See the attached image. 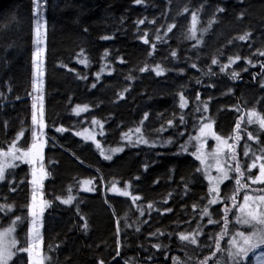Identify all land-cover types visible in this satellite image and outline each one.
Returning a JSON list of instances; mask_svg holds the SVG:
<instances>
[{"label": "trees", "instance_id": "trees-1", "mask_svg": "<svg viewBox=\"0 0 264 264\" xmlns=\"http://www.w3.org/2000/svg\"><path fill=\"white\" fill-rule=\"evenodd\" d=\"M44 1L45 264H200L206 257H212L207 264H232L227 249L238 208L228 198L237 174L224 186L225 200L209 205L192 138L205 117L228 138L239 122L240 138L228 140L245 172L242 184L250 183L244 149L255 142V150L264 148V130L247 123L252 111L264 116V0ZM34 7L35 0H0V150L21 132L25 145L32 144ZM193 12L198 22L190 39ZM246 33L249 38L240 40ZM157 65L163 74L156 75ZM181 93L186 107L180 106ZM77 106L88 110L78 112ZM94 120L103 126L99 147L72 132ZM249 132L258 142L248 139ZM84 180L92 181L93 192L82 191ZM113 184L130 195L112 191ZM245 192L255 193L242 189L238 203ZM32 196V166L9 169L0 183V206L12 207L0 209V225L21 217L17 247L29 243ZM133 196L139 199L133 202ZM69 197L72 202L63 203ZM225 204L229 234L219 241L225 251L213 257ZM205 207L210 216L202 214ZM190 232L198 233L197 244L179 239ZM10 264H28L27 254L18 253Z\"/></svg>", "mask_w": 264, "mask_h": 264}, {"label": "snow or ice", "instance_id": "snow-or-ice-1", "mask_svg": "<svg viewBox=\"0 0 264 264\" xmlns=\"http://www.w3.org/2000/svg\"><path fill=\"white\" fill-rule=\"evenodd\" d=\"M37 4H39V0H36ZM136 3H141V0H135ZM185 11H188V9H185ZM218 11H223V9H218ZM192 29H191V36L189 37L190 39L196 38L195 32H196V24L198 22V16L195 12L192 14ZM140 23H143V21H140ZM211 23V22H210ZM175 27V25H171L168 28V31H171L172 28ZM250 36L249 33H246L243 36H240V40H246ZM37 44L40 43L39 40V27L37 28ZM159 39V37H157ZM145 43H148L147 40H145ZM153 48L155 45L152 46ZM41 54V50L38 48L36 56L39 57ZM261 55H264V52L260 53ZM173 56L176 55L175 52L172 53ZM240 59L239 56H236L234 59L230 58L229 63H235ZM218 61L213 59L212 63L215 64ZM80 63H87L86 59H81ZM250 63V61H249ZM195 67V65H193ZM37 69H39V65H37ZM149 70L147 67L142 68L141 71H147ZM156 75H161L163 74L164 69H162L159 65L156 66L155 68ZM37 75H42V72H37ZM238 73H233L232 78L236 79ZM95 87V85H93ZM33 88L34 91L37 88L36 82L34 81L33 83ZM198 98V97H197ZM42 99V97H41ZM35 100V98H34ZM180 106L181 107H186L187 106V100L183 96V93L180 94ZM36 105L35 103L33 104V108H35ZM87 106H84L81 108L80 106H77V111H87ZM204 110H207V104L204 105ZM239 111V109H237ZM43 114L42 106H41V116ZM255 117V119H253ZM145 119H147V114L145 115ZM243 120V117H241ZM32 121L33 124L40 123L42 125V121L37 120V115L35 111L33 112L32 115ZM181 121H183V118L181 117ZM93 123H96V121H93ZM172 122L169 121V124ZM247 123L252 124V123H257L259 125V128L261 130H264V116L259 115L255 111H252L248 114V120ZM212 127V123H204L202 124L200 128V135L193 137L192 139H195L197 141H202L203 138L208 134L206 132L207 129H210ZM241 128L240 123L238 122L235 126V131H234V136L229 137L228 139H233V140H238L240 138L239 136V130ZM58 131H63V129H58ZM137 133L141 132L140 128H137L135 130ZM20 136L23 135L21 132L19 134ZM79 135V133H78ZM214 135V134H213ZM248 139L249 140H257L258 142V137H254L252 133H247ZM35 137V133H34ZM126 138L128 137V134H125ZM87 139H94V137L89 136L86 137ZM216 141L218 142L217 148L213 150L211 153V156L213 159L216 161L217 166V171L220 174L218 177H211L209 176V181H210V187H209V193L211 194V199H209L208 204H216L220 203L223 201V197H220L219 193V184L223 183L225 180L230 179L229 172H234L237 174L235 178V184L236 188L234 190V193L230 199L232 201V208H238L239 214L236 216V222L241 225H249L251 227V232L246 235L242 231H237L235 232L232 236L231 239L228 241L229 248L227 249L229 259L232 261V264H248L249 260V254H253V259L251 264H261V262H264V189H252V185L254 184H264V148H262L261 155L257 156L255 153H252L251 155V163L247 165V169L249 172H251L252 169L257 168L259 169V175H257L255 178H253L251 175L248 176V181L250 183H243L242 184V179L245 176V172L241 170V165L240 162L237 158V154L235 151V147L232 144H228L227 139H223L222 137L216 135L214 136ZM223 142V145L227 147V152L225 153L224 147H221L219 142ZM139 143H148L146 139H140L138 141ZM171 141H169L170 143ZM42 147V146H40ZM40 147L36 143H33L31 148H29L27 151H24L22 155H17L16 153L20 151V149H16L15 144H13L7 152H4L0 150V156L3 157H12L13 160H24L25 157H31L32 159L30 161L26 162H33L35 160H43V157L40 152ZM97 147H99V144L97 143ZM204 148V144L201 143L198 147L195 153H192L193 155L196 156V159L201 162V164L206 165L205 167L198 169V171H202L207 173L208 172V167H211L212 165H207L206 164V155L202 149ZM182 150H186L182 146ZM113 153L123 151V149H113L111 150ZM251 152L250 148H246L244 151V156H249ZM225 154L227 159L231 160L234 162V166L228 165L227 169H225L223 166H220V155ZM105 159L111 160L112 156L107 155L105 156ZM7 167H15L14 164H0V181H3L6 179L5 172L7 170ZM42 175L40 179L42 180L44 176L47 175V173H43V168H41ZM33 185H37L38 181L36 179V174L35 172L33 173ZM84 184L90 185L92 181H84ZM242 189H248L249 191H254L256 194L252 195L249 194V192H245L243 196L242 203L237 202V196L239 195L240 191ZM87 191H93L94 189L92 187H88L86 189ZM112 191L119 193L120 195L123 196H129L130 193L126 190H121L116 187L115 184L112 185ZM73 197H69L68 199L63 200V203L69 204L72 202ZM139 197L133 196L132 200L135 202ZM33 204L30 205L31 208V215L33 217L32 220V238L28 245L26 247H17L19 244V241H17L15 238H10L11 234L15 231V224L16 222L21 220V217H16V220L12 222V224L9 226V228L5 229L3 232H0V264H10V261L14 256H16L18 253H25L27 254V260L28 264H45L46 261L50 260V257L42 255V252L40 251L41 248V243H42V237L40 233V226L38 225V218L42 215L43 208H40L39 211L36 210V194L35 191L33 192L32 196ZM47 203V202H45ZM11 205L7 206H0V209L3 208H8L9 210L11 209ZM149 208L152 207V205H148ZM195 207V206H193ZM170 211V209H169ZM230 211V208L228 207L227 204H225L224 207V216H223V229L218 235V239L215 244L216 251L212 253V256H216L217 252L225 251L220 247L219 241L224 238V236H227L229 234L228 230V218H227V213ZM202 214L204 216H210L211 213L208 211V208L205 207L203 209ZM208 223H220V221H214L212 219H209ZM87 227V225H85ZM197 235L198 233L196 232H190V233H180L179 234V239L181 241H188L191 244H197ZM156 247H159V245H156ZM212 257H206L204 261H201L200 264H207V261L211 259ZM100 264H103V261L100 262ZM219 264V261L217 262Z\"/></svg>", "mask_w": 264, "mask_h": 264}, {"label": "rangeland", "instance_id": "rangeland-1", "mask_svg": "<svg viewBox=\"0 0 264 264\" xmlns=\"http://www.w3.org/2000/svg\"><path fill=\"white\" fill-rule=\"evenodd\" d=\"M46 11L47 10H46L45 1L44 0H39V4H37V2L35 0V7H34V16L35 17H34V22H33V83H34V81L36 82L37 88H36L35 91H34V88H33V96L31 97V99H32L33 104L35 103V105H36V107L33 108V112L35 111V113L37 115V120L38 121H42V125L43 126H41L40 123L33 124V127H32V142L31 143L32 144L36 143L38 145V147L42 146V147H40V152H41V155H42L43 159H44V156H45V150H46V146H47V143H48V137L46 135L45 126H44V113H45V97H44V90H45V58H46V53H47V36H48V20H47ZM38 27H39V40H40L39 44H37V39H38V37H37V28ZM38 48L41 50V54H40L39 57L36 56ZM37 65H39V69H37ZM38 71L42 72V75H37ZM41 97H42V99H41ZM34 98H35V100H34ZM41 106H42V110H43L42 116H41ZM80 107H82V106H80ZM258 114L263 116L259 112H258ZM253 119H255V117H253ZM94 121H96V123H93V125L91 127L89 126V127H84V128L73 130L72 131L73 134L76 135L77 137L85 140V141L94 143L96 145H97V143L100 144L99 136L103 132V130H102L103 126H102V123L100 121H98V120H94ZM208 122L212 123V127L210 129L206 130V132L208 134L203 138L202 141H197V140H195V141H196V150H197V147L201 143L204 144V148L202 149V151L205 154H207L206 155V164L207 165H212L211 167H208V172L207 173L203 172L204 176H205V179L208 182V186L210 187L211 185H210V181H209V176L218 177L220 175L218 173V171H217V166H215L216 165V161L211 156V153L213 152L214 149L217 148V145H218V142L216 141L214 136L218 135V136L222 137L223 139H227V140H228V137L225 134L218 132L216 130V127H215V121L213 119H209L208 117H205L203 119V121L201 122L200 126L197 129L195 137L200 135V131L199 130H200L202 124L208 123ZM34 133H35V137H34ZM78 133H79V135H78ZM89 136L94 137V139H87L86 137H89ZM23 139H24V135H22V136L18 135L16 140L13 141L12 144L8 148L3 149L2 151L7 152L9 150V148L13 144H15L16 149H20V151L17 152L16 154L17 155H22V153L24 151H27L32 146V144H31L30 147L25 145V142H24ZM219 143H220L221 147H224L225 153H226L227 152V147L225 145H223L222 141L219 142ZM228 144H229V140H228ZM254 145H257V143L255 142V144H249L247 147H245V149L246 148H250L251 152H250L249 156H244L241 159L242 162H243V166H244L245 170H247V171H248L247 165L251 163V155H252V153H255V155H257V156L261 155V151H260L261 149H256L255 150L252 147ZM245 149H244V151H245ZM193 156L196 158L195 155H193ZM31 159L32 158L30 156L29 157H25L24 160H13L12 157H10V156L9 157L0 156V164H6V165L14 164L15 167H18L21 164H28V165L32 166V181H33V173L34 172L36 174V179L38 181L37 185H35V186L32 183V192L35 191V194H36L35 205H36V210L39 211L40 208H43L45 205H47V203H45L46 202V198L44 197V194H43V191H42V187H41V183H43L46 180V178L48 177V171L45 168H43V166H42L43 165V160L40 161V160L37 159V160H35L33 162H26V161H30ZM199 163H200L202 168L206 166L204 164H201L200 161H199ZM228 165H232V164L228 161V159H227L225 154H221L220 155V166H223L225 169H227ZM15 167H7V170L5 172V176L7 175V172L9 171V169L15 168ZM41 168H43V173H47V175L44 176V178L42 180L40 179V177L42 175ZM253 171H256V173H254ZM233 174H235V173L234 172H229L230 179H232L234 177ZM249 175H251L253 178H255L257 175H259L258 167L252 169L251 172H249ZM230 179L225 180L223 183L219 184V193H220V197L224 198L223 201L225 200V196L222 194V192H223L224 186L226 185V183ZM3 181H0V183L3 182ZM84 181H89V180H84ZM256 185H258V184H256ZM88 187H92L93 188L92 184L88 185V184L82 183V191L90 193V192H93L95 190L93 188L94 189L93 191H87L86 189ZM249 194L255 195L256 193L249 192ZM211 198L212 197H211V194H210V199ZM222 202L216 203V204H213V205H218V204H221ZM241 203H242V201H241ZM32 204H33V200L31 201V205ZM238 214H239V210H238ZM32 220H33V218H32ZM38 225H42V226H40V233H41V237H42V235H43V219H42V215L38 218ZM1 226L2 225H0V232H3L5 229L9 228L10 225L9 226L8 225L4 226V227H1ZM16 229L17 228H16V225H15V231L11 234L10 238H15L16 240H18V238L16 236ZM31 229H32V221H31V225H30L29 242H30V240L32 238ZM237 231H242L246 235H248L251 232V227L249 225H241V224H238L236 222V229H235L234 233L237 232ZM42 244H43V239H42V243H41V248H42ZM41 248H40V251H41ZM249 255H253V254L250 253ZM261 264H264V262H261Z\"/></svg>", "mask_w": 264, "mask_h": 264}, {"label": "bare ground", "instance_id": "bare-ground-1", "mask_svg": "<svg viewBox=\"0 0 264 264\" xmlns=\"http://www.w3.org/2000/svg\"><path fill=\"white\" fill-rule=\"evenodd\" d=\"M33 92V91H32Z\"/></svg>", "mask_w": 264, "mask_h": 264}]
</instances>
